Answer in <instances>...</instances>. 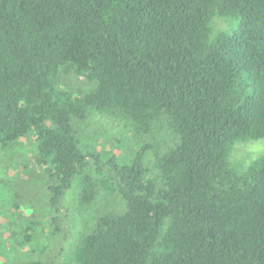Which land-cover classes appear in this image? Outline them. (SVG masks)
Instances as JSON below:
<instances>
[{"label":"trees","instance_id":"1","mask_svg":"<svg viewBox=\"0 0 264 264\" xmlns=\"http://www.w3.org/2000/svg\"><path fill=\"white\" fill-rule=\"evenodd\" d=\"M90 113L138 149L86 147L74 122ZM22 138L53 211L23 227L30 254L66 240L69 190L107 204L66 257L19 264H264V153L229 160L264 139V0H0V145Z\"/></svg>","mask_w":264,"mask_h":264},{"label":"rangeland","instance_id":"2","mask_svg":"<svg viewBox=\"0 0 264 264\" xmlns=\"http://www.w3.org/2000/svg\"><path fill=\"white\" fill-rule=\"evenodd\" d=\"M214 25L216 29L225 28L221 19L216 18ZM73 84L82 85L77 79L73 80ZM74 123L85 146H91L95 151L111 152L126 160L138 149L132 132L115 116L90 113L84 120ZM263 153L264 139L247 140L235 144L229 160L233 167L242 172ZM32 157L30 139H19L13 146L5 149L0 145V264H19L31 257L45 258L48 253L54 255L52 250L57 247L55 253L60 251V243L65 249L66 257V252L92 227V215L107 204L100 194L92 205L79 207L75 201L77 188L69 190L58 213L64 227L68 229L66 240L62 242L60 237H51L44 240L50 246L41 254H30L29 246L21 242L23 227L34 216L41 219L43 213H53L49 209V191L46 189L49 179L34 164ZM145 164L152 165V155H146ZM43 224L48 225L45 221ZM16 243L21 244L18 246Z\"/></svg>","mask_w":264,"mask_h":264}]
</instances>
